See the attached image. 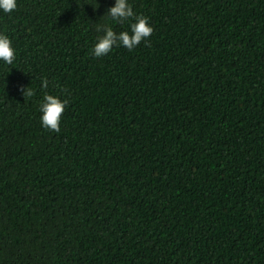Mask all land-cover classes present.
Segmentation results:
<instances>
[{
	"label": "trees",
	"instance_id": "1",
	"mask_svg": "<svg viewBox=\"0 0 264 264\" xmlns=\"http://www.w3.org/2000/svg\"><path fill=\"white\" fill-rule=\"evenodd\" d=\"M113 2L0 12V264H264V0H129L152 34L95 57Z\"/></svg>",
	"mask_w": 264,
	"mask_h": 264
},
{
	"label": "clouds",
	"instance_id": "2",
	"mask_svg": "<svg viewBox=\"0 0 264 264\" xmlns=\"http://www.w3.org/2000/svg\"><path fill=\"white\" fill-rule=\"evenodd\" d=\"M17 7V0H0V12L10 13ZM110 22L123 24L129 22L127 29L115 31L111 23L97 26L98 35L95 37L91 47V54L95 57L107 55L113 46H123L129 51L141 41H145L152 32L153 27L149 23L148 17L142 13L133 11L129 0H114L107 8ZM16 50L12 46L10 37L0 32V61L4 64H12L15 60ZM41 88L48 87L46 78L41 77ZM19 90L23 97H33L35 90L27 85H20ZM68 99H61L57 95L44 92L37 104L39 121L42 127L52 131L60 130V120Z\"/></svg>",
	"mask_w": 264,
	"mask_h": 264
}]
</instances>
